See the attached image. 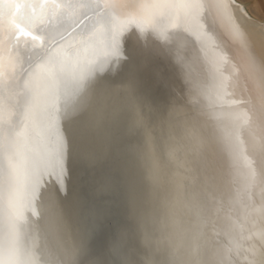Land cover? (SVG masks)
I'll return each instance as SVG.
<instances>
[{"label": "bare ground", "instance_id": "6f19581e", "mask_svg": "<svg viewBox=\"0 0 264 264\" xmlns=\"http://www.w3.org/2000/svg\"><path fill=\"white\" fill-rule=\"evenodd\" d=\"M112 19L114 39L102 26L78 35L88 31L87 21L28 78L18 179L11 197L5 194L0 224L4 259L43 264L56 250H74L94 227L99 185L112 180L119 182L116 217L97 247L126 224L134 246L157 255L166 249L186 264H264V159L253 152L264 143V125L249 120L241 103L260 94L251 61L264 60V20L241 0L124 4ZM127 62L135 70L109 83L113 94L123 91L113 103L125 106L134 76L154 103V118L139 131L118 119L109 142L101 132L84 133L77 152L109 155L119 176L106 160L75 172L71 183L66 165L71 191L57 198L61 142L50 141L52 121L62 122L89 81L108 79ZM129 183L138 196L126 211L118 189Z\"/></svg>", "mask_w": 264, "mask_h": 264}, {"label": "snow or ice", "instance_id": "6c2138e0", "mask_svg": "<svg viewBox=\"0 0 264 264\" xmlns=\"http://www.w3.org/2000/svg\"><path fill=\"white\" fill-rule=\"evenodd\" d=\"M196 0H0V224H2L5 194L14 193L17 184V165L20 145L23 143L20 133L23 119L31 105V94L27 87L28 78L38 67L51 61L53 50L60 46L74 32L72 25L89 21L88 31L78 35H88L98 26H102L110 39H114L113 14L121 5L141 3L189 5ZM74 17V19H73ZM251 69L258 76L259 96L249 95L241 103L247 107L248 119L264 125V60L253 58ZM110 89H101L99 81H90L83 89L82 96L65 116V137L61 141L60 175L61 182L67 178L68 170L63 161H71L78 156L77 141L72 130L77 121L93 125L103 123L116 111ZM141 90L135 77L129 80L126 104L119 119L126 126L139 131L145 127L154 103ZM253 152L264 159V143L253 146ZM199 171V167H197ZM207 176V172L205 171ZM255 171H253V177ZM211 179V177H208ZM99 188L109 189L108 180ZM65 191L61 188L57 192ZM125 210L135 208L137 187L129 183L118 189ZM96 231L91 236L79 239L75 249L56 250L43 264H186L180 258L169 255L166 249L159 255L142 251L130 242L128 225H118L111 236L102 245H95ZM0 264H14L6 261L0 252Z\"/></svg>", "mask_w": 264, "mask_h": 264}, {"label": "water", "instance_id": "95a60500", "mask_svg": "<svg viewBox=\"0 0 264 264\" xmlns=\"http://www.w3.org/2000/svg\"><path fill=\"white\" fill-rule=\"evenodd\" d=\"M85 23H87V20H85L82 24L72 25V27L75 29L74 32L76 30H78L80 27H82ZM76 49H77V47L76 48H70V50H67V52H69V51L73 52ZM77 56H78V54H77ZM134 70H135V67L133 65V62H130V63L127 62V63L119 64V66L116 67L115 71H113L112 74L108 75V77H109L108 79H105L106 77H104V78L99 77V78L93 79L92 81H99L101 89H109V83L111 81L118 79V78H123L126 75H128L129 73H132ZM88 84H86L84 88H86ZM83 89L78 94L76 101H74V104L82 96ZM121 90L122 89L117 88L115 93L114 94L112 93V95H113V97H115L114 99H116V101L123 94V91H121ZM73 105L71 106L70 109H68L67 112H70ZM121 107L122 106H120L119 104L117 105V102L114 101V108L116 109V111L113 113V115L111 117H109L103 123V125H99V126L93 125V124L86 125L85 122H79V121H77L75 124H73L72 130H73V133L75 135L76 141H78V139H79L81 142V139H80L81 136H87L84 133H86L88 131L91 133L93 131L94 133H100L101 132L103 134V137L106 139V142H109L108 139H110L112 132L116 131L119 128L120 120H118V119H119V115H120V112L122 109ZM65 124H66L65 117L62 118L61 123H59V121L57 119L52 121L51 126H50V131H53V133L51 132L52 134L50 136V139H51L50 141L52 144H54V142H56V141H54L56 139L59 140V144H60L61 136H63L62 139H64V137H65V134H64ZM123 127H124V125H123ZM44 131H43V136H44ZM58 154L59 155L56 156L57 158H55V161L57 159L58 160L57 163L60 166V164H61L60 153H58ZM105 156L108 158L103 160V157H104L103 155H99V156L93 158V157H87L86 155H84L83 153H79V151H78V156L74 157L71 161H69L68 159H65L63 161L64 167L66 165H68L71 170L73 169V174L71 173V175H70L71 183H72V179L74 177L73 175H75V172L80 173V171L82 170V171H87L89 173L90 170L96 169V167L99 166L101 162H105L106 160H107V162L104 164V166H106L108 168V171L110 172L112 170V171H114V174L116 176H119V168L120 167L116 163L113 164L112 158L109 159V155L106 154ZM112 157L114 159H116V161H117V155L116 154L112 155ZM58 164H56V165H58ZM111 174L112 173H110V175ZM64 181L65 180H63V183H61V186L58 187V189H57V190H59L60 188L65 189V191H60L61 196H63L64 194L66 195L67 193H70V191H71L69 186H68V191L66 190V187H65L66 185H65ZM119 181H120V178H119ZM118 183H119L118 181L110 180L109 181V184H110L109 189L101 190L99 188V190L97 191L98 196L96 195V197H98V205L99 206L97 205L98 209L94 215V223H93L94 227H92V229H95V231H96V240L98 238L100 239V237H103L104 232H106V229L108 230V225H106L108 222H109V225H111V221H112V225H113L114 218L116 217L115 210H117V207L115 204L116 199H115V195H114V190L118 186ZM118 204H119V200H118ZM97 221H98V224H95V223H97ZM91 230L88 233L89 237L91 236ZM110 233H111V231H110ZM102 239L103 238H101L100 241ZM96 240H95V242H96Z\"/></svg>", "mask_w": 264, "mask_h": 264}, {"label": "rangeland", "instance_id": "374dc122", "mask_svg": "<svg viewBox=\"0 0 264 264\" xmlns=\"http://www.w3.org/2000/svg\"><path fill=\"white\" fill-rule=\"evenodd\" d=\"M257 18L264 20V0H241ZM257 13V14H256Z\"/></svg>", "mask_w": 264, "mask_h": 264}]
</instances>
